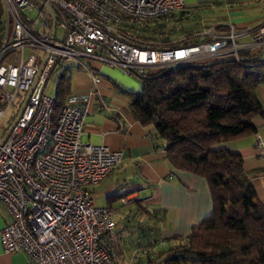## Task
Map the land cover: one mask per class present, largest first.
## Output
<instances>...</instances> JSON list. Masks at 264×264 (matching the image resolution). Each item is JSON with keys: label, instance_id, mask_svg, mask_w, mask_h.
<instances>
[{"label": "built area", "instance_id": "2783aa9c", "mask_svg": "<svg viewBox=\"0 0 264 264\" xmlns=\"http://www.w3.org/2000/svg\"><path fill=\"white\" fill-rule=\"evenodd\" d=\"M39 1L1 0L0 120L11 112L0 135V203L9 218L0 241L6 253L24 252L29 264H117L113 209L97 206L91 187L115 169L123 150L81 140L86 94L70 93L53 123L55 97L45 91L52 75L65 62L87 69L88 60L135 77L175 64L228 58L241 63L243 54L260 55L264 62V21L251 28L213 29L196 43L153 46L126 25L177 13L183 0ZM247 36L250 40L240 41ZM255 145L264 153L258 136Z\"/></svg>", "mask_w": 264, "mask_h": 264}, {"label": "trees", "instance_id": "16d2710c", "mask_svg": "<svg viewBox=\"0 0 264 264\" xmlns=\"http://www.w3.org/2000/svg\"><path fill=\"white\" fill-rule=\"evenodd\" d=\"M190 13L180 10L156 20H131L126 27L153 46L207 39L190 24L195 19ZM4 20L0 0V43ZM75 68L64 63L59 66L53 123L70 94ZM139 79L138 92L123 90L131 115L142 126L154 129L171 167L207 181L212 211L188 234L165 238L161 248L150 251L151 245L157 246V236L167 222L165 211L157 207L149 210L133 201L132 217L141 212L147 219L132 223L131 233L137 234L132 247L148 248L145 264H264V201L257 199L241 155L227 147L228 142L254 133V118L264 117L256 92L257 86L264 84L260 55L243 54L241 63L228 58L175 64Z\"/></svg>", "mask_w": 264, "mask_h": 264}, {"label": "crops", "instance_id": "0c3cea01", "mask_svg": "<svg viewBox=\"0 0 264 264\" xmlns=\"http://www.w3.org/2000/svg\"><path fill=\"white\" fill-rule=\"evenodd\" d=\"M182 10H191L190 18L195 19L198 33L205 35L210 30L226 31L229 24L239 29L251 28L257 24L246 23L236 18L217 16L207 19L202 10L227 8L229 15L239 0H183ZM264 20L261 16L260 22ZM209 21V22H208ZM258 21V22H259ZM208 27L206 29L200 28ZM210 26V27H209ZM243 37L240 41H248ZM86 67H76L70 77V93L88 96V113L84 119L81 140L94 145H104L111 150H123V158L115 169L91 188L97 206H109L116 215L132 214L133 201H139L147 209H164L168 225L163 227V238L185 235L193 225L198 224L212 211V200L207 181L187 171L170 166L160 140L155 139L152 127H144L133 118L129 110V98L123 92L140 90L134 76L125 75L118 67L88 60ZM98 77V81L93 80ZM259 101L264 107V84L256 88ZM255 132L227 143V147L237 151L243 158V168L254 187L257 199L264 201V153L255 145L257 136L264 143V117L254 118ZM157 142V146H155ZM142 193L146 196H143ZM101 203L97 204V199ZM128 213V214H127ZM6 208L0 203V229L8 222ZM117 233H120L118 229ZM133 235V234H132ZM123 234L116 241L121 248L119 258L133 249L134 238ZM126 236V237H125ZM139 264H145L141 261ZM124 261V260H123ZM0 264H29L24 252L6 253L0 241ZM126 264H130L127 262ZM136 264V263H133Z\"/></svg>", "mask_w": 264, "mask_h": 264}, {"label": "rangeland", "instance_id": "374dc122", "mask_svg": "<svg viewBox=\"0 0 264 264\" xmlns=\"http://www.w3.org/2000/svg\"><path fill=\"white\" fill-rule=\"evenodd\" d=\"M239 2H240L239 6L235 7L233 9V11L230 12L232 15H229V11L227 8L225 9V8L221 7L219 9V8L213 7L210 10L209 9L208 10H202L201 16L207 17V19L217 18V16H220V17L227 16L229 18L233 17V18H236L240 21H243L246 23H251V25L252 24H259L262 21H264V20H262L261 22L259 21L261 19V16L264 15V0H239ZM200 28L206 29L205 27H203L201 25H200ZM173 41H176V39H173ZM29 54H30L29 50H26L24 52V58H26ZM35 54H37L40 57L41 53L38 52ZM68 63H70V62H65L64 64L66 65ZM59 72H60V69L56 70L54 72V74L52 75L51 80L48 82L46 90H45L47 94H50V95L54 94V90H55V87L57 85L56 80H57V76H58ZM134 78L137 79L139 84H140L139 77L134 76ZM10 112H11V109L7 110L4 114V116L0 120V135L3 134L4 129H7L8 125H9L8 120L10 117ZM142 194H143V196H146L145 194H147V193H142ZM98 203H101V199H99V198L97 199V204ZM121 214L122 215H116L113 213V220L115 223V232L117 235V240H119V238L123 234H125V235L130 234V236L132 235V233H131L132 232V223H136V221H141V223H143L147 219L144 216L146 214L141 213V212H137L138 216L134 217V218L132 217V214L127 213L128 215H126V214H124L123 211ZM124 224H127L129 228H125V226H123ZM151 224H152V222H151ZM167 225H168V221L165 223V227H167ZM118 229L120 230L121 234L117 233ZM161 230H160L159 235L157 236V239H158V241L156 242V243H158L157 246L155 247V246L151 245L149 247L150 251H154V249H157V247L161 248L164 245L162 243V241L165 238L162 237ZM136 236H137L136 233H134L132 235L133 238ZM120 249L121 248L119 247V245H118V247L116 245L115 251H116L117 264H126L127 262H129L130 264H133V263L139 264L140 259H142L141 260L142 262H145L144 251L148 252L147 247H145V246H141L139 248L133 247V249L128 251L129 253L125 254V258H121V257L119 258V255H121V253H118V251Z\"/></svg>", "mask_w": 264, "mask_h": 264}, {"label": "water", "instance_id": "95a60500", "mask_svg": "<svg viewBox=\"0 0 264 264\" xmlns=\"http://www.w3.org/2000/svg\"><path fill=\"white\" fill-rule=\"evenodd\" d=\"M34 1L40 2L39 0H34ZM48 11H49V13H50V15H51V17H52V20H53V23H52V26H53V27H52V28H53V30H54V13H53V11H52L50 8H48ZM43 65H44V62H43V64H42V66H41V69H42ZM33 86H34V85H33ZM33 86L31 87L30 91L28 92V95H27V97H26V100H25V102H24V104H23V106H22L20 112L18 113V115H17V117H16L14 123L12 124V126L9 128V130L7 131V133L5 134V136L3 137L2 142H4V141L6 140V138L8 137V135H9L11 129H12V127L14 126V124H15V122L17 121L18 117L20 116L22 110L24 109V107H25V105H26V102H27V100H28V97L30 96V94H31V92H32Z\"/></svg>", "mask_w": 264, "mask_h": 264}]
</instances>
